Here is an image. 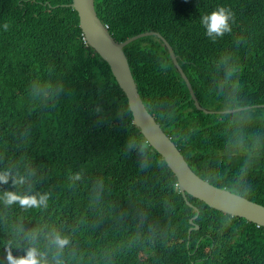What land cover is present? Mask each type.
I'll list each match as a JSON object with an SVG mask.
<instances>
[{
    "label": "trees",
    "instance_id": "trees-1",
    "mask_svg": "<svg viewBox=\"0 0 264 264\" xmlns=\"http://www.w3.org/2000/svg\"><path fill=\"white\" fill-rule=\"evenodd\" d=\"M70 3L0 0V264L29 251L39 264H264L263 227L183 197ZM221 6L231 31L213 40L201 17ZM95 8L117 43L161 35L204 108H246L198 110L157 37L124 49L146 109L194 172L264 206V0ZM8 193L46 202L8 204Z\"/></svg>",
    "mask_w": 264,
    "mask_h": 264
},
{
    "label": "water",
    "instance_id": "water-1",
    "mask_svg": "<svg viewBox=\"0 0 264 264\" xmlns=\"http://www.w3.org/2000/svg\"><path fill=\"white\" fill-rule=\"evenodd\" d=\"M68 6L73 7L78 12L82 33L88 45L111 66L121 89L128 97V107L132 113L133 124L140 130V134L147 144L163 158L167 167L176 176L183 196L188 199V194H190L214 210L231 217L245 219L264 228V206L226 188L215 186L208 180L200 178L194 172L185 156L176 148L146 109L124 49L140 39L157 37L168 49L173 64L180 72L182 79L185 80L194 100V105L198 110L211 114L216 112H234L246 108L215 111L201 106L189 78L178 63L172 46L161 35L153 32L141 34L120 44L115 41L108 27L97 14L95 0H72V3L68 4ZM189 204L198 212L197 217L191 220V223L195 224V220L200 216V210L190 201ZM199 229L200 226L193 227L191 232Z\"/></svg>",
    "mask_w": 264,
    "mask_h": 264
},
{
    "label": "clouds",
    "instance_id": "clouds-1",
    "mask_svg": "<svg viewBox=\"0 0 264 264\" xmlns=\"http://www.w3.org/2000/svg\"><path fill=\"white\" fill-rule=\"evenodd\" d=\"M231 18H232V13L230 12V10L221 6L213 10L211 13L202 16L201 24L206 30V35L211 39L215 40L217 37H222L225 33L231 31V26L229 23ZM5 29H7V25H5ZM4 179H5L4 176H0V180H4ZM17 201H19V203L22 206L39 207L40 205L45 204L46 198L42 196L39 199L36 198L21 199L16 197L13 193L7 194L6 202L8 204H12ZM56 243L63 246L65 243H67V241L57 237ZM10 259L12 260V264H39V261L36 258L35 251H29L27 255L23 258L13 259L10 257Z\"/></svg>",
    "mask_w": 264,
    "mask_h": 264
}]
</instances>
